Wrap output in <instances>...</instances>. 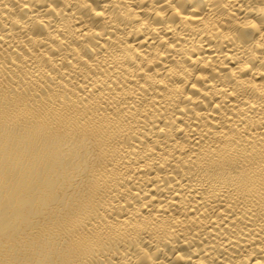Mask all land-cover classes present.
<instances>
[{
    "label": "bare ground",
    "instance_id": "bare-ground-1",
    "mask_svg": "<svg viewBox=\"0 0 264 264\" xmlns=\"http://www.w3.org/2000/svg\"><path fill=\"white\" fill-rule=\"evenodd\" d=\"M0 264H264V0H0Z\"/></svg>",
    "mask_w": 264,
    "mask_h": 264
},
{
    "label": "clouds",
    "instance_id": "clouds-1",
    "mask_svg": "<svg viewBox=\"0 0 264 264\" xmlns=\"http://www.w3.org/2000/svg\"><path fill=\"white\" fill-rule=\"evenodd\" d=\"M250 27L255 29V28H257V25L256 24H252Z\"/></svg>",
    "mask_w": 264,
    "mask_h": 264
}]
</instances>
